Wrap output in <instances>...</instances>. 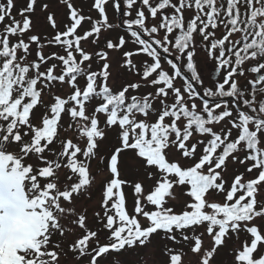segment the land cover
I'll use <instances>...</instances> for the list:
<instances>
[{
	"label": "snow or ice",
	"instance_id": "snow-or-ice-1",
	"mask_svg": "<svg viewBox=\"0 0 264 264\" xmlns=\"http://www.w3.org/2000/svg\"><path fill=\"white\" fill-rule=\"evenodd\" d=\"M15 7L0 0V264H264V0Z\"/></svg>",
	"mask_w": 264,
	"mask_h": 264
},
{
	"label": "trees",
	"instance_id": "trees-1",
	"mask_svg": "<svg viewBox=\"0 0 264 264\" xmlns=\"http://www.w3.org/2000/svg\"><path fill=\"white\" fill-rule=\"evenodd\" d=\"M15 3H16V7L13 9V15H17V10H18L19 8H21V7L24 6V4H25V0H15ZM36 11H37V14H40V9H39V8H37ZM84 13H85L86 15L88 14L87 11H84ZM19 18H20V17L17 15V19H19ZM33 19H34V22H35V17H33ZM57 22H58V24H60V22H59L58 20H57ZM41 24H43L44 27H41ZM61 26H62V25H61ZM2 27H3V26L0 25V29H2ZM88 27H89V26H88V24H86V23L83 25V28H84V29H87ZM34 31H37V32H51L52 30H51L50 27L47 26L46 21H41V22L35 24V29H34ZM122 31H123V30H121L120 28H118V27H116V26H113V29H112L111 35H116L117 33L122 32ZM33 47H35V46H33ZM47 51H48V50L46 49L45 52H47ZM34 56H35V53L33 52V58H34ZM251 75H252V74L249 73V76H251ZM204 81H205L206 83H211V82H212V77L205 78ZM243 83H244V81H243V79H241V84H243ZM45 99H47V97H45ZM109 146H110V145H108V144L104 145V150L107 151V149H108ZM29 162H31V161H29ZM232 165H234V164H232ZM236 167H237V166L234 165V167H232L231 170H230L229 172L231 173V171H233ZM239 171H244V168H243L242 166H240V167H239ZM97 198H98V192H94V193H93V198H92V200L89 201V200L85 199V200L81 201V203L84 204V205L88 208L89 215H91L93 209L97 206V205H96V199H97ZM216 199L220 200L221 197L217 196ZM90 204H91V205H90ZM89 205H90V206H89ZM242 237H244V234H241V238H242ZM242 242H243V239L241 240V243H242ZM220 255H222V251L220 252ZM218 256H219V255H218ZM223 256H224V258H223L222 260L225 262V264H227V262L230 261V259H231V256H230V254H229V251L225 252V253L223 254Z\"/></svg>",
	"mask_w": 264,
	"mask_h": 264
},
{
	"label": "rangeland",
	"instance_id": "rangeland-1",
	"mask_svg": "<svg viewBox=\"0 0 264 264\" xmlns=\"http://www.w3.org/2000/svg\"><path fill=\"white\" fill-rule=\"evenodd\" d=\"M93 0H73V3H74V6H77V5H82V6H86V7H90V5L92 4ZM108 13L110 14V17H111V20L110 22H115L116 23V15H115V18H114V12H113V9L112 8H108L107 9ZM95 12V11H93ZM63 18L62 17H57V20L59 22H61ZM215 62L212 61V60H205V56H204V53L201 52L200 54V57L198 59V72L199 74L201 75L202 79H205V78H208V77H211V75L214 74V71H215ZM112 72L115 74L117 69L116 68H113L111 69ZM264 71V70H262ZM253 75V74H252ZM111 83V81H110ZM150 90V89H149ZM141 91H144L143 89ZM229 167V171L231 170L232 167H234V165L232 164H229L228 165ZM128 179H135L136 177L134 175H129L127 177ZM126 192H127V206L129 208V211H131L132 209V204H133V200H132V196H131V190L130 189H126ZM218 200V199H216ZM91 205V204H90ZM89 205V206H90ZM241 240L244 239V237L240 238ZM228 250H222V255L219 254V256L216 257V259L218 261H223L222 259L224 258L223 254L225 252H227ZM157 258L159 259V256H157Z\"/></svg>",
	"mask_w": 264,
	"mask_h": 264
},
{
	"label": "water",
	"instance_id": "water-1",
	"mask_svg": "<svg viewBox=\"0 0 264 264\" xmlns=\"http://www.w3.org/2000/svg\"><path fill=\"white\" fill-rule=\"evenodd\" d=\"M118 18H119V26L123 28V25H122V23H121V19H120L119 16H118Z\"/></svg>",
	"mask_w": 264,
	"mask_h": 264
}]
</instances>
